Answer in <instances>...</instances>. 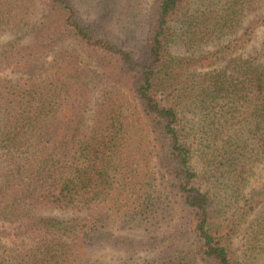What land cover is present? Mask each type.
<instances>
[{"label":"trees","instance_id":"obj_1","mask_svg":"<svg viewBox=\"0 0 264 264\" xmlns=\"http://www.w3.org/2000/svg\"><path fill=\"white\" fill-rule=\"evenodd\" d=\"M138 5L0 0V74L19 75L0 77V223L18 225L0 264H251L264 0H153L134 51Z\"/></svg>","mask_w":264,"mask_h":264},{"label":"rangeland","instance_id":"obj_2","mask_svg":"<svg viewBox=\"0 0 264 264\" xmlns=\"http://www.w3.org/2000/svg\"><path fill=\"white\" fill-rule=\"evenodd\" d=\"M153 3V0H139V5L137 6V9L135 11V13L138 15V18L135 20L132 19V17H125V19L128 21L127 24V28L130 29L131 33H129L130 37H132L130 40V46L129 49H132L134 51H137L139 49V47L141 46V44L143 45L145 42V37H146V32L143 28V24L138 27L137 21L138 20H142L147 17L151 5ZM120 28L118 27V30ZM121 36H125L124 33H120ZM264 40V30H261L257 37H256V41L255 44L256 45H260L261 42ZM15 41V37H11V36H5L2 39H0V50L3 46H5L8 42H12ZM136 53V52H135ZM1 78H7V79H16L19 77L18 74H15L11 71L6 72L5 74H0ZM252 150V148L247 149V151H243V153H245V160L249 161L250 165H254V169H253V174H251V178H249L248 181V186L245 189L244 193H243V197L245 199V197L247 198V196L254 190V189H259L262 190L264 188V164L256 161L255 159L250 160V151ZM221 183H216V180L212 181V183H214V186L216 187V191L220 189V192L222 194L223 197H227V196H233V191L232 189L229 195H226L227 193L225 192L227 189L228 184L231 185V181L226 180V179H222ZM221 184V185H220ZM223 189V191H222ZM227 204V201H223L221 203V207H223V205ZM233 210H231L230 212H232ZM47 216H63L62 213L59 212H53V213H46ZM257 217L262 218V222L264 224V204L259 207V209L257 210ZM66 217V216H65ZM17 227L18 225L16 224H12V223H0V243L5 244V245H12L13 241L15 240L16 237V233H17ZM245 241L243 237L238 238L237 240V248L239 250V254H241L243 251H245L246 247L244 246ZM253 255L251 256V261L249 263L251 264H264V235L261 237V242L255 244V250L252 251ZM94 259H98L99 261H101L104 264H124V262L126 260H128V257H126V255L124 253H118L117 251H112V250H101V249H97V250H93L92 254ZM141 255L139 256V258H137L136 260L138 261L139 259H141Z\"/></svg>","mask_w":264,"mask_h":264}]
</instances>
